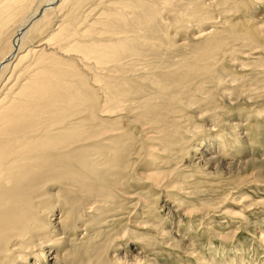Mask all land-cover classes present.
<instances>
[{"label": "rangeland", "instance_id": "rangeland-1", "mask_svg": "<svg viewBox=\"0 0 264 264\" xmlns=\"http://www.w3.org/2000/svg\"><path fill=\"white\" fill-rule=\"evenodd\" d=\"M48 1L13 4L5 54ZM52 7L19 55L42 52L0 71V168L56 167L16 206L53 233L12 239L0 264H73L74 247L82 264H264V0Z\"/></svg>", "mask_w": 264, "mask_h": 264}, {"label": "bare ground", "instance_id": "bare-ground-1", "mask_svg": "<svg viewBox=\"0 0 264 264\" xmlns=\"http://www.w3.org/2000/svg\"><path fill=\"white\" fill-rule=\"evenodd\" d=\"M2 1L3 2H1V4H0V6H3V7H0V71L5 70L6 67H9L8 65L10 63H13L15 60L20 61L23 56L25 57V56H27L31 53H35V52H42L43 48H41V49H36V48H38L40 46L44 47L46 42H39V43H36L35 45L32 44L34 47L32 45H28L31 48L26 47L25 48L26 53L21 57L19 55L21 50L23 51V48L25 46V40L24 39H25L27 33L29 32L31 27L36 22L34 20V18L37 15H39L40 11L45 6L47 7L48 5H51V7H52V4L55 5L57 2L59 3L61 0H49L48 3L46 5H44L43 8L40 7L41 10L39 9L31 15V17L27 20L26 24L21 26V28L19 30H17L18 31L17 34L14 35L12 43L10 44L11 45L10 51H7L8 54H5L6 51L4 50L6 47V39L8 37L7 35L9 33V31H8L9 24L11 23L10 19L8 18V16H9L8 13H9V10L11 9V7L13 6V4H15L16 2L21 1V0H9L8 4H4L5 0H2ZM46 9L47 8H44L43 13L41 15L44 16ZM41 15H39V16H41ZM39 16L37 18H39ZM31 20L33 22L34 21L35 22L33 23ZM38 20L39 19H37V21ZM260 28H261V26L256 27V29L258 31L262 30ZM48 56H50V55H48ZM173 91H174V89H173ZM88 105L91 106V103H89ZM55 135L59 139L60 143L65 142V143H68V145L73 144L72 143L73 138L71 136H64L63 134H55ZM105 135H107V134H105ZM20 138L26 139V138H28V136L25 134L20 135V136H18V138L15 141H18V139H20ZM41 138H43L42 135H41ZM24 139H22V140H24ZM28 139L30 141H34L36 138L34 139V137L33 138L29 137ZM39 140H37V141H39ZM37 141L36 142L34 141V142L38 143ZM16 144H17L16 142H13L12 145H16ZM35 145H37V144H35ZM1 149H2V146H0V150ZM33 151L34 150H32V152ZM102 154H104L103 151H102ZM104 156H105V154H104ZM59 157H60V155H59ZM59 157L57 156L58 159H59ZM42 158L43 157H37L34 160H38V159H42ZM233 161H235V160H233ZM69 164H73V163H69ZM32 165H33V161H28V162L23 163V164L19 165L18 167H15V168H13V167H10L8 169H6L4 167L0 168V261H2L1 254L3 252L9 251V248H7L6 244H8L12 239H17L19 237H27L31 241V243H33L34 241L37 240L32 245L25 246L26 249H35L36 247H38L37 245L39 243L43 244V243H46V241H48L46 239L41 240L42 237H45L46 234L51 236V233H53L52 231L50 232V230H49V226H51L50 222L48 221L49 218L46 217V219H43V221L47 222V225H48L47 227H39L37 225H34L37 223V221L35 220V217H33L32 215H27L26 217H24V215L22 213H19L17 210V207L24 206L23 204L27 203V202H20L18 199V196L28 194L31 191L32 187L39 186V185L45 183L46 179H48V178L51 179L52 177L58 175L56 167L53 165H45V167H44L45 173H43V174H40V172L43 170V165H39L38 168L34 169V170L32 169ZM93 169H91V171ZM70 172L71 173H78L79 171L75 168V169H70ZM80 172L82 174H85L87 172V170H85L83 168ZM89 172H90V169H89ZM94 172L102 173L104 171L97 169V170H94ZM67 175H69V173ZM85 178L88 179V178H92V177L89 175H85ZM90 180H92V179H90ZM108 181H109V179H108ZM84 186H82L81 188L79 187V188L82 191H84L85 193H87L89 191L90 185L85 184ZM63 216H65V214ZM63 218L64 217H61L62 220L57 222L55 224V226L56 227L58 226L60 228L61 233H67L66 232L65 218L64 219ZM14 233H17V234H14ZM219 236H220V238L226 239V240L234 237L232 232L222 234ZM56 237H58V235H56ZM54 239L56 241L58 240V238H54ZM59 240H60V238H59ZM231 240H233V239H231ZM58 241H57V243H58ZM70 246H68V247L71 249ZM20 247H21V244L17 246V248H20ZM62 247H64L66 249L65 244ZM11 248H10V250H11ZM78 248L79 247H74L71 250L66 251L64 254H67V258H64L62 256L64 258V260L71 259L73 264H82L81 260L85 256L82 255L83 254L82 251H79L81 248L80 249H78ZM49 251H51V250H49ZM44 253H45V250H42L41 252L38 253L40 255H38V254L37 255L39 257H42V255ZM53 258H55L54 260L57 262L60 258V254L58 253ZM43 264H45V262ZM53 264H55V263H53Z\"/></svg>", "mask_w": 264, "mask_h": 264}, {"label": "water", "instance_id": "water-1", "mask_svg": "<svg viewBox=\"0 0 264 264\" xmlns=\"http://www.w3.org/2000/svg\"><path fill=\"white\" fill-rule=\"evenodd\" d=\"M50 6H51V5H48L47 7H50ZM47 7H45V8H47ZM43 10H44V9H42V10L40 11L39 15L42 14Z\"/></svg>", "mask_w": 264, "mask_h": 264}]
</instances>
